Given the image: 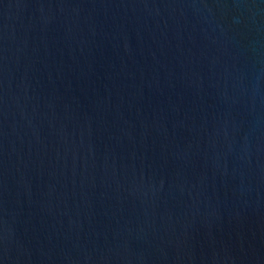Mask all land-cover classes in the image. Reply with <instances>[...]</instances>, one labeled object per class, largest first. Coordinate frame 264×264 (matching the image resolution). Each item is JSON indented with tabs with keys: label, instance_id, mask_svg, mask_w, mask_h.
Masks as SVG:
<instances>
[{
	"label": "water",
	"instance_id": "95a60500",
	"mask_svg": "<svg viewBox=\"0 0 264 264\" xmlns=\"http://www.w3.org/2000/svg\"><path fill=\"white\" fill-rule=\"evenodd\" d=\"M0 264H264V0H0Z\"/></svg>",
	"mask_w": 264,
	"mask_h": 264
}]
</instances>
